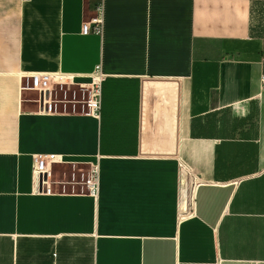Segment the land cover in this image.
Segmentation results:
<instances>
[{
  "label": "crops",
  "instance_id": "1",
  "mask_svg": "<svg viewBox=\"0 0 264 264\" xmlns=\"http://www.w3.org/2000/svg\"><path fill=\"white\" fill-rule=\"evenodd\" d=\"M263 75L264 0H0V264H264Z\"/></svg>",
  "mask_w": 264,
  "mask_h": 264
},
{
  "label": "built area",
  "instance_id": "2",
  "mask_svg": "<svg viewBox=\"0 0 264 264\" xmlns=\"http://www.w3.org/2000/svg\"><path fill=\"white\" fill-rule=\"evenodd\" d=\"M97 15L94 18V28L99 31L102 21V5L96 4ZM83 31L87 30V27L83 25ZM31 85L34 90L37 91V102L39 110L50 111L55 109L52 99V92L56 86H65L69 88L74 85V76L72 73H64L60 71L55 72H35L30 75ZM264 81V75L262 77ZM87 90V102L92 108H98L99 96H100V73L96 70L90 75V81L84 87ZM32 169L34 183L37 188H41L42 191H49L48 178L50 174L49 164L52 162L61 161V158L54 157L52 155H40L34 154L32 156ZM86 189L91 196H96L99 191V167L96 162H90L87 168L86 178L84 181Z\"/></svg>",
  "mask_w": 264,
  "mask_h": 264
},
{
  "label": "rangeland",
  "instance_id": "3",
  "mask_svg": "<svg viewBox=\"0 0 264 264\" xmlns=\"http://www.w3.org/2000/svg\"><path fill=\"white\" fill-rule=\"evenodd\" d=\"M73 86V85H72ZM65 86L60 87L59 85L56 86L55 90L52 92V99L54 102V106H57V108H63V100L67 99L68 101H73V97L71 94L67 93V95L63 96V89H65ZM71 89V88H70ZM72 92V91H70ZM87 93V91H86ZM76 94L77 96H80V90L78 88H76ZM71 101V102H72ZM70 103V102H69Z\"/></svg>",
  "mask_w": 264,
  "mask_h": 264
}]
</instances>
